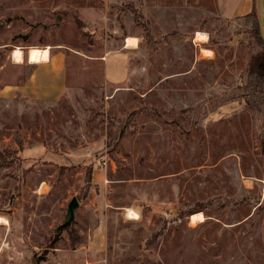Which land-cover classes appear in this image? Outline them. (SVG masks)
I'll list each match as a JSON object with an SVG mask.
<instances>
[{"label": "rangeland", "instance_id": "obj_1", "mask_svg": "<svg viewBox=\"0 0 264 264\" xmlns=\"http://www.w3.org/2000/svg\"><path fill=\"white\" fill-rule=\"evenodd\" d=\"M228 3L0 0V88L30 70L16 47L68 69L56 101L0 95V264H264V44L257 0ZM120 43L129 76L107 83Z\"/></svg>", "mask_w": 264, "mask_h": 264}, {"label": "crops", "instance_id": "obj_2", "mask_svg": "<svg viewBox=\"0 0 264 264\" xmlns=\"http://www.w3.org/2000/svg\"><path fill=\"white\" fill-rule=\"evenodd\" d=\"M232 7L238 0H229ZM228 0H220L221 8L229 12ZM126 41V40H125ZM125 44V42H124ZM127 46V45H126ZM128 47V46H127ZM132 48V47H128ZM123 43L118 45L117 50L106 52L103 57L104 74L107 83L116 84L125 81L130 72V50ZM7 61L14 67L27 65L29 72L19 82L2 83L0 95L5 97L22 94L33 101H56L60 99L68 88V69L66 65V55L61 48L50 51L49 59L39 63L30 61L15 62L11 56H7ZM6 64L0 67L4 68Z\"/></svg>", "mask_w": 264, "mask_h": 264}, {"label": "bare ground", "instance_id": "obj_3", "mask_svg": "<svg viewBox=\"0 0 264 264\" xmlns=\"http://www.w3.org/2000/svg\"><path fill=\"white\" fill-rule=\"evenodd\" d=\"M207 36L208 35H206L204 33V31L203 32L198 31L195 39L197 41H205L207 39ZM137 42H138V40L134 36H128L126 38V41H125V43L128 47H136ZM202 53L207 56V55H211L212 52L210 49H202ZM12 56H13V59L17 62L23 61L24 51L21 49V47H16L12 51ZM49 56H50V46H45V47L31 46V47H29V49L27 51V57H28L27 59L33 63H39L42 61H46L49 59ZM128 214H129V216H131L133 218L138 217L137 212L135 210H133L132 208H128ZM190 219L193 223L203 221L204 220V213H202V212L193 213L190 216Z\"/></svg>", "mask_w": 264, "mask_h": 264}, {"label": "water", "instance_id": "obj_4", "mask_svg": "<svg viewBox=\"0 0 264 264\" xmlns=\"http://www.w3.org/2000/svg\"><path fill=\"white\" fill-rule=\"evenodd\" d=\"M258 2V27L260 36L264 42V0H257ZM80 202L77 197H73L68 203L67 216L65 221L59 226V229H63L65 226L69 225L75 217V211L79 207Z\"/></svg>", "mask_w": 264, "mask_h": 264}, {"label": "trees", "instance_id": "obj_5", "mask_svg": "<svg viewBox=\"0 0 264 264\" xmlns=\"http://www.w3.org/2000/svg\"><path fill=\"white\" fill-rule=\"evenodd\" d=\"M247 15L253 17V25H254L255 29L257 30V33H258V30H259V27H258V18H259V15H256V12H255L254 8H252V10H251L249 13H247ZM76 23H77L78 25H80V24H81V21H80L79 19H76ZM1 27H2V25H0V28H1ZM147 30H148V29H147ZM259 36H260V33H259ZM260 39H261V41L263 42L261 36H260ZM263 44H264V42H263ZM249 74H250V76L256 75V71L250 70V73H249ZM261 77H263V76L260 74V75L258 76V78H261ZM258 82H259V81H258ZM202 208H203V207H199V209H202ZM72 222H73V221H72ZM72 222H71V223H72ZM71 223H70V224H71ZM70 224H69V225H70ZM69 225L65 226L64 228L68 227ZM64 228H63V229H64ZM163 234H164V226H163V228L159 229L157 232H155V233L153 234L152 239H147L146 243L148 244V243L152 242V240L159 239L160 236H163ZM34 264H37V262H35Z\"/></svg>", "mask_w": 264, "mask_h": 264}]
</instances>
